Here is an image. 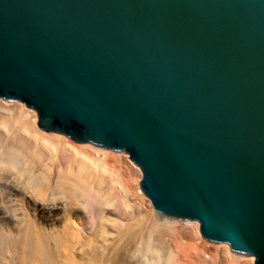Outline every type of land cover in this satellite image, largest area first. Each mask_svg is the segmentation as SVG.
<instances>
[{"label":"water","instance_id":"95a60500","mask_svg":"<svg viewBox=\"0 0 264 264\" xmlns=\"http://www.w3.org/2000/svg\"><path fill=\"white\" fill-rule=\"evenodd\" d=\"M0 97L264 264V0H0Z\"/></svg>","mask_w":264,"mask_h":264},{"label":"rangeland","instance_id":"374dc122","mask_svg":"<svg viewBox=\"0 0 264 264\" xmlns=\"http://www.w3.org/2000/svg\"><path fill=\"white\" fill-rule=\"evenodd\" d=\"M3 100L4 101L2 102V105H4L3 107H6V104H7L6 101L8 100H5V99ZM8 102L14 103V104H9V105H14V106L18 105L19 103H22L24 106V109L27 110L28 112L27 118L30 120L35 119L33 113L37 114V112L29 108L28 106H26L25 103L20 102V101H8ZM18 107H20V104L18 105ZM8 110L11 111L12 109H7V110L5 109L6 112H9ZM1 111L3 112L4 110H1ZM5 117H6V114H4L3 116L0 115V120H1L0 124L1 125L3 124L1 127L3 131L1 130L0 132L1 134L0 135V152L2 153V154L0 153V155L2 156L3 154H6L8 152L13 153L14 150L16 152H22L24 156H21L23 158L19 159V162L16 164V167L19 166L20 168L21 166L20 168L21 170L25 168L31 174L29 175V179L30 178L32 179L30 180L28 179L26 182L25 177L16 173L17 171L16 168L13 169V168L7 167L8 169L4 170V168L1 169L0 167V229L6 231L8 230L9 227H14L16 224H18L22 220V218L24 217V214H26L27 211L33 215H36L39 218V221L42 224H44L46 227L60 228V226L62 225L64 211L66 209L64 198H62L64 195V191H66V189H64L65 188L64 185L67 183L66 181H68V179L66 178H70V177L72 178V174L74 170L76 171L79 168L78 167L79 164H75V163L78 162V157L80 156L78 154L76 155L74 150L70 149L71 147L69 145H74L77 148H79V146L77 145L84 144V143H77L71 138H69L68 136L61 133V135L64 136L63 139L67 145L57 147L54 145L50 146L49 144H47V146H50L49 148L45 146L46 144L42 145V147H40L41 145L38 146V145L33 144V146L35 147H33L32 145L31 147L35 148L36 150L40 149L43 152V155H42V152L41 154L39 153L40 152L39 150L37 152L33 150L34 152L33 154L31 151L32 148L30 146L28 147L29 142L28 141L26 142V139L24 137V135L28 134L27 129L29 128V126H27L28 128L27 127L23 128V127H20L21 123H16L15 125L8 124L10 125L8 126L9 129L5 130L6 129L5 127L7 126V120L5 119ZM14 126L15 127L17 126L15 130H14ZM10 128H11V131H10ZM37 128H39L38 123H37ZM7 131H10V132L8 133ZM25 131L26 133H24ZM45 132L50 133L48 131H45ZM27 137L28 136H26V138ZM20 144H22V146ZM7 145H8L9 151L7 150V147H6ZM10 147H13L14 149H11L10 151ZM18 148L19 149L21 148L20 149L21 151H18ZM22 149L24 151H22ZM43 149L45 152L43 151ZM28 150L29 152L31 151V155L29 154L31 159L26 154ZM84 150L86 152H84ZM107 150L108 152H105V153L102 151H96L95 149L91 147H86V148L84 147L83 150L81 149L79 150V151H82L81 153L85 154L84 158H86V156L87 158H89L87 159L88 164H89L88 174L87 172L84 174V176L85 175L86 176L85 178L83 177V180L86 179L85 181L86 183H88V186H86L87 185L86 184L85 187L90 192L87 193V195L83 193L82 197L81 195L78 197V202L74 206V209H73V215L78 218L80 217L79 220L80 221L82 220L81 223L84 224L86 228H90L93 226L96 227L99 224V223L97 224L96 222H98V218L101 216L100 218H103V220L104 218L106 220L108 219L107 220L108 222L104 221L106 223V226L109 228L107 232H110V230H112L111 232H117L120 229V226H122L123 223L128 221L127 219L130 220L132 217H134L135 214H136L135 215L136 217L144 216L143 213H145L146 211L143 208L148 206L147 199L149 198L145 195V193L143 194L144 196L142 195V193H140L142 191L140 187L141 181L139 180V177H140L139 175H140L141 170L129 158L128 154H126L124 151L116 152L112 149H107ZM95 151L97 152L96 154L94 153ZM45 153L47 155H44ZM35 154L40 156V158L38 156L37 158L34 157ZM42 156L44 157L43 159H42ZM22 166L24 168H22ZM50 167L51 168L55 167V168H52L51 170ZM70 169H73V170H70ZM49 170L51 173L48 172ZM62 170H63V173H62ZM53 171L55 172L53 173ZM69 171L71 175L68 174ZM55 173H56V176H55ZM47 175H49V177ZM51 176L52 177L54 176L55 178L54 181L57 180L58 183H61L63 179V185H57L54 187V191H57L59 189L62 191L57 192V198L55 200L45 201V199H42V197L39 198L38 193L35 187H33V185L31 184V182L32 180L35 179L34 181H37L40 184L42 182L40 178L44 177L42 178V180L43 179L45 180L46 178L51 179ZM71 178H70V181H72ZM77 180L78 179H74L75 183L71 186L73 188L72 190L75 189L79 192V189H76L79 187L77 186L78 185ZM98 195L99 196L102 195V196L99 197ZM52 196L53 194L50 195V197ZM140 196H143V197H140ZM96 197L98 198V200ZM138 205H140L141 207ZM140 208H142L143 210V211L141 210V215L139 212ZM153 211L157 212V214L159 215L162 214V216H167L163 213L156 211L155 208L153 209ZM137 213L139 214L137 215ZM157 214L155 213L151 214L152 215V216L150 215L151 222H150V219L149 221H147L149 222L148 224L152 226L150 227L151 229H149L148 227V230H150V233H149L150 235L148 234L150 239L147 240L146 238L145 243L150 240L148 243L150 246V250L147 252L148 253L147 258L150 257V259H153L152 264H165V262L167 261L168 263L170 262V264H204V263L205 264H249L248 262L250 261L246 262V260H240V258H234L235 256L230 253H227V251L224 250L225 249L224 247L214 246L217 243L207 241L202 236L201 237L197 236L195 234V227H194L195 224L191 223L195 221L175 219L173 217L167 216L175 220H169L168 222L166 221L164 224L162 223L164 219ZM152 222L153 223L156 222L155 224L157 225L154 226ZM94 224L95 225L97 224V225L95 226ZM166 224L169 226H167ZM146 226L148 225L146 224L143 229H145ZM107 227H105V229ZM143 238L144 237H142L141 239ZM206 241L210 242L211 244L209 245ZM138 244L140 243L138 242ZM153 254H155V256L156 257L158 256V257L151 258ZM149 264H151V260Z\"/></svg>","mask_w":264,"mask_h":264},{"label":"bare ground","instance_id":"6f19581e","mask_svg":"<svg viewBox=\"0 0 264 264\" xmlns=\"http://www.w3.org/2000/svg\"><path fill=\"white\" fill-rule=\"evenodd\" d=\"M3 101L4 100L0 97V113L2 112L1 110H4L0 115L3 116L4 114H6L5 119L7 120V126L5 127L6 129L5 128L4 129L5 130L9 129L8 126H10V125H8V124L15 125L16 123H21L20 127H23V128H26L27 126H29V128L27 127L28 128L27 129L28 134L24 135L26 142L27 141L29 142L28 147L29 146L31 147V145L33 146V144L38 145V146L41 145L40 147H42V145L46 144L45 146L49 147V148L51 145H54L57 147L67 145L63 139L64 136L61 135V133L60 134L58 132L54 133V131H48L50 133H47V132H45L46 130L45 131H43L44 129L42 130V128L39 126V124H38L39 128H37V123H38L37 114L33 113L34 117H35L34 120L28 119L27 118L28 112H27V110L24 109V106L22 103H19L20 107H18L19 104L16 106L9 105V104H14V103L6 101L7 102L6 107H3L4 106V105H2ZM5 109L6 110L12 109V110L11 111L8 110L9 112H6ZM13 109H15V110H13ZM33 112H35V111H33ZM0 122H1V120H0ZM2 125L0 124V132H1V130L3 131V129L1 128ZM16 127L14 126V130ZM11 128H13V127H11ZM11 128H10V131H11ZM10 131H7V132L9 133ZM17 133H18V131H17ZM24 133H26V131ZM20 134H22V133H20ZM26 136H28V137L26 138ZM77 143H79V142H77ZM47 144H49L50 146H47ZM20 145L22 146V144H20ZM69 146L71 147L70 149L71 150L73 149L74 152L76 153V155L78 154L80 157H78L79 163L78 162L75 163V164H79V166H78L79 168L76 171L74 170V172L72 174V178L70 177L73 182L70 181V178H66V179H68V181H66L67 185L66 184L64 185V187H65L64 189H66V191H64V195L62 198H64V203L66 205V209L64 211L62 225L60 226V228H58V227H46L44 224H42L39 221V218L36 215L31 214L30 212H28L25 209L27 212H26V214H24V217L22 218V220L18 224H16L14 227H9L8 230H6V231L0 229V264H149L150 260H151V264H152L153 259H150V257L147 258V255H148L147 252L150 250V246L148 244L150 240L147 241L146 243H145V241H146V238H147V240L150 239L148 236V234L150 233V230H148V227H149V229H151L150 227L152 226V225L150 226L148 224L149 222H147V221H149V219H150V222H151V216H152L151 214H153V213L157 214V212L153 211L154 208L151 204L150 199H147L148 200V202H147L148 206L147 207L144 206L145 208H143L146 211L145 213H143L144 216L143 217L137 216L138 217L137 218L135 216L136 215L135 214L134 217H132L130 220L126 218L128 221H126V222L123 221L125 223H123L122 226H120V229L117 232H111L112 230H110V232H107L109 228L106 226L105 222L108 219L106 220L104 218V220H103V218H100L101 217L100 215H98V216H100L99 218L101 220L98 218V222H96L97 224L98 223L99 224L98 225L96 224L97 226L94 224L96 227L93 226L90 228H86L85 225L81 223L82 220L81 221L79 220L80 217L78 218V217H75L73 215V209H74V206L78 202V197L80 195L82 197L83 193L87 195V193L90 192L85 187L86 184H87L86 186H88V183H86V181H85L86 179L83 180V177L85 178V176H86V175L84 176V174L86 172L88 174L89 164H88L87 159H89V158H87V156H86V158H84L85 154L81 153L82 151H79V150L80 149L83 150L84 147L85 148L91 147V148L95 149L96 151H102L105 153V152H108V150H107L108 148L105 149L104 147H101V146L98 147L97 145L95 146L89 142H84V144H78L77 146H79V148H77L74 145H69ZM6 147L8 150L9 149L8 145ZM33 147H35V146H33ZM33 147H31L32 150L29 148L33 154H34L33 150L36 152L39 150L40 151L39 153L41 154L42 151L40 149L36 150ZM26 148H27V146H26ZM11 149H14V148L10 147V151H11ZM20 149L18 148V151H21ZM14 151H13V153L8 152L6 154H3L2 156L0 155L1 156L0 157V167H1V169L4 168V170L5 169L7 170L8 169L7 167H10L13 169L16 168V170H17V171L15 170L16 173L25 177V181L27 182V180L29 179V175H31L29 173V171H27L23 166H22V168H24V169H22V170L20 169L21 166H20V168H19V166L16 167V164L19 162V159L23 158L21 156H24V154L22 152H16V151L14 152ZM22 151H24V150L22 149ZM31 151L29 152V150H28L29 153L26 151L27 152L26 154L28 156H29V154L31 155ZM43 151H44V149H43ZM86 151H87V149H86ZM86 151L84 150V152H86ZM96 151L94 152L95 154L97 153ZM48 152H50V151H48ZM116 152H120V151H116ZM42 155H43V152H42ZM44 155H47V154L45 153ZM37 156L38 155H36V154L34 155V157H36V158H37ZM38 157L40 158V156H38ZM29 158H30V156H29ZM36 158H34V159H36ZM43 158L44 157L42 156V159ZM24 159H25V157H24ZM40 162H42V161H40ZM24 163H26V162H24ZM50 166H52V165H50ZM75 166H77V165H75ZM52 168H55V167H52ZM52 168H51V170H52ZM70 170H73V169H70ZM48 172L51 173L50 170ZM54 172L55 171H53V173ZM62 173H63V170H62ZM45 174H47V173H45ZM68 174L71 175L70 171ZM68 174H67V176H68ZM42 175H44V174H42ZM52 175H54V174H52ZM47 176L49 177V175H47ZM55 176H56V173H55ZM139 176H140L139 180L141 181L142 180L141 172H140ZM42 178H44V177H42ZM42 178H40V180L42 181V182L39 181V182H41L40 184L37 181H34L35 179L32 180V182L31 181H29V182H31L33 187H35L39 198L42 197V199H45V201L55 200L57 198V192L62 191V190L59 189L57 191H54V187L57 185H63V179H62L61 183H58L57 180L54 181L55 180L54 176L53 177L51 176V179L46 178L45 180L44 179L42 180ZM80 178H82V179H80ZM30 179H32V178H30ZM74 179H78L77 180L78 181L77 186H79V187L76 189H79V192L75 189L72 190L73 188L71 185H73L75 183ZM89 181H91V180H89ZM142 191L140 193H142V195H143L144 192H142ZM49 194L50 195L53 194V196L50 197ZM91 194H93V193H91ZM35 195H37V194H35ZM88 196H89V194H88ZM101 196H99V197H101ZM143 196H140V197H143ZM98 198H97V200H98ZM140 205H138V206H140ZM141 210H142V208H140V211L138 209V211L140 212V215H141ZM119 214H121V213H119ZM138 214L139 213H137V215ZM157 215H159V214H157ZM102 216H104V215H102ZM159 216L165 220L164 221L162 219L163 220L162 223H164V224L166 221L168 222L169 220L177 219V218L171 219V218H169L170 216L169 217L162 216V214ZM148 217H150V218H148ZM155 223H153L154 226L157 225ZM191 223L195 224L194 225L195 234L197 236L201 237L200 232H199L200 231L199 223L197 221L191 222ZM146 224L148 225V226H146L147 229L146 228L143 229ZM168 224H170V223H168ZM167 226H169V225H167ZM105 227H107L106 228L107 230L105 229ZM142 237H144L145 239L144 238H143L144 240L141 239ZM138 242L141 245L138 244ZM207 243L209 245L211 244L210 242H207ZM212 245H214V244H212ZM214 246L224 247L225 248L224 250H226L227 253H230V254L235 256V257L233 256L234 258H240V260H246V262L250 261V262H248L249 264L250 263L254 264V262H255V258L253 256L237 254V253L233 252L232 250H230V247L227 243H221V244L217 243ZM154 257H156L155 254H153V256L151 258H154ZM166 263L170 264V262L168 263V261L165 262V264Z\"/></svg>","mask_w":264,"mask_h":264}]
</instances>
